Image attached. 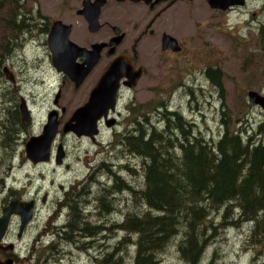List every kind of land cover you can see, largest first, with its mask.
Masks as SVG:
<instances>
[{
	"label": "rangeland",
	"instance_id": "1",
	"mask_svg": "<svg viewBox=\"0 0 264 264\" xmlns=\"http://www.w3.org/2000/svg\"><path fill=\"white\" fill-rule=\"evenodd\" d=\"M82 2L83 0H25L22 1V4L26 8L37 10L47 23L58 19L68 23L77 20L75 12ZM263 4L264 0H249L247 8L235 5V9L231 11L217 13L210 8L205 0L186 2L183 32L186 34V39L193 33L199 38L190 41L192 47H185V56L180 61V66L166 65L165 67L148 68L146 75L138 81L133 92L128 93L129 97L136 98L137 109L133 113V117L139 120L148 111L153 124L158 127V131H161L164 127L163 124H160L159 117L165 110L161 108L159 109L161 111L158 112L154 108L161 102L167 103L169 109L178 107L185 121L195 123L196 131L200 130L207 139H215L222 129L220 125L221 111L224 108L227 113L225 117L230 123L235 122L237 126H240L242 122V126L256 129L264 121V110L249 102L247 92L254 90L264 95V30L261 31V23H264ZM108 11H110V7L105 10L106 13ZM190 18L192 19L189 20ZM39 21L37 20V24ZM79 22L75 23L79 25ZM45 38V35L36 31H33L31 35L27 34L24 39V47H30L26 49L25 53L28 64L32 68H29L26 73V61L21 62L19 68L14 67L15 70L19 69L20 78L25 79L21 85L25 86L24 91H27L28 103L33 109L34 116V123L27 128L26 133L22 136L24 141L41 133L46 109L52 105L55 95L56 85L51 82L53 76L48 59L45 60L41 69L38 68L35 71L33 66L46 58V48L41 43V41H45ZM32 39L34 43L31 42ZM208 68L220 71L222 91L218 90L206 76ZM42 79L45 80L44 84L39 83ZM78 95L71 91V86L68 84V87L65 88V98L62 99L61 104L69 103L70 113L75 108L74 106L82 103ZM146 105L148 110H144ZM67 117L64 116V119ZM117 118L119 121L117 128L120 133L132 120V114L125 112ZM145 133L147 135V132ZM112 135L111 131L107 130L103 138L98 139V144L86 138L79 139L74 136L60 135L58 140L63 141L66 146L67 160L65 163L70 165L69 169L64 164L57 166L54 161L42 164L37 168L34 167L26 160L24 143L23 146L20 145L19 149L17 147V150L23 154L13 162L15 167L10 169L8 185L11 186L13 183L14 188L18 191L24 189L25 197H29L34 192L42 195L45 191H49L51 195L49 200L54 196H58L60 199L65 192L72 191L69 187L74 181L78 183L91 174L89 165L92 162H98L106 156L116 164L120 162L122 165L129 166L136 173L137 179L130 177L127 171H123V167L120 169L119 176L131 182L134 178L135 184L142 183L140 166L142 159L133 155L125 158L123 145H116L114 135L113 138ZM110 138L113 140L111 145H100L104 143L103 140ZM113 146L115 147L112 149ZM102 170L101 168L98 172ZM13 176L17 179L16 182L12 181ZM102 177L103 180H107L104 174H99L97 179ZM60 184L64 186V193H62V189H59ZM96 189V186L91 185V190L95 191ZM53 193L54 196H52ZM5 194V192L0 194V200ZM117 198L123 197L117 196L115 199L117 200ZM109 201L113 203L111 199ZM131 203L132 200L128 204L129 207H132ZM47 205L39 202L38 210L34 214L24 239L19 243L16 242L18 253L23 258L22 264H37L38 259L39 264H99V261H95L94 257L101 259L109 256L125 235L123 232H118L113 224L117 220L123 219L126 210L121 214L115 211L111 215L103 217L100 222L92 220L93 223L100 225L104 223L106 226L105 230L96 238L77 241L76 245L71 246H69V241L60 239L62 245L55 244L54 252L47 253V246L55 241L54 231L56 229L54 226L64 224L67 211L65 203L63 206L52 202V208H48ZM17 227L14 228L17 229ZM59 231H57V239ZM247 231L246 226L223 231L218 241L208 248L205 259L203 257L200 264H209L215 253L216 259L213 258V264H264V246L247 249ZM11 239L13 241L14 238ZM75 239L74 237V241ZM80 245L82 246L80 247ZM128 252V256L130 254L134 256V247H131ZM158 264H185V262L175 245L172 244L160 255Z\"/></svg>",
	"mask_w": 264,
	"mask_h": 264
},
{
	"label": "trees",
	"instance_id": "2",
	"mask_svg": "<svg viewBox=\"0 0 264 264\" xmlns=\"http://www.w3.org/2000/svg\"><path fill=\"white\" fill-rule=\"evenodd\" d=\"M22 1L0 0V65L5 42L18 33L25 38L33 31L46 30L48 25ZM206 76L222 91L218 69L208 68ZM224 112L222 108V129L215 139L196 131L195 123L185 121L180 112L167 110L159 117L161 131L153 124L147 135H126L123 140L132 147L131 153L142 159V183L104 172L107 180L102 177L99 189L87 193L93 205L83 207L73 200L68 204V217L64 224L54 226L55 241L47 246V253L54 252L55 244L62 245L60 239L71 246L76 245L75 235L96 238L106 226L92 220L100 222L124 210L123 219L113 225L125 235L113 254L97 257L99 264H158L172 244L185 264H200L223 231L245 226L247 249L264 246V121L249 129L242 122L240 126L230 123ZM117 196L123 198L116 200ZM131 247L134 256H128Z\"/></svg>",
	"mask_w": 264,
	"mask_h": 264
},
{
	"label": "flooded vegetation",
	"instance_id": "3",
	"mask_svg": "<svg viewBox=\"0 0 264 264\" xmlns=\"http://www.w3.org/2000/svg\"><path fill=\"white\" fill-rule=\"evenodd\" d=\"M191 1L192 0H106L105 4L100 9L98 24L94 28H90L84 14L79 13L82 8L81 5L75 12L77 20L65 23L58 19L69 26L67 36L68 42L63 41L61 38H57L58 41L55 39V42H58L60 47H49L48 45V35L52 30L53 23L57 20L48 23L47 27H45L46 30H36V32L46 36L45 41H41V43H43L42 45L46 48V58L44 61L42 60V62L38 61L33 64L34 69L35 71L38 68L41 69L44 66L45 60L48 59V63L51 67V75L53 76L51 82H54L56 85L52 105L46 109L41 131L50 112H56L59 126L58 132L50 147L49 160L37 163H32L27 157L26 160L36 168L42 164L54 161L57 166L64 164V166L69 169L70 165L65 163V160H67L66 146L63 141L58 140L60 135L65 137L74 136L79 139L86 138L95 143L98 139L101 140L103 138L107 130H110L111 135H114V142H116V145H123V156L125 158L130 155L135 156L131 153L132 147H129L127 141L123 139H125L126 135L135 138L137 132L139 134L145 132L147 128L153 126V122L148 111H146L139 120L133 117V113L137 109L136 98L133 96L129 97L128 93L133 92L138 81L142 80V77L146 75L149 67L159 68L165 67L166 65L171 67L180 66L179 63L185 56V47H192L190 41L199 38V36L193 33L188 35V39H186V34L183 32L186 2L189 3ZM248 1L249 0H242V5L238 6L247 8ZM107 7H110V11L106 13L105 10ZM210 8L217 13L235 9L234 6L226 9H219L220 11L211 6ZM262 10H264V4ZM191 19L192 18L189 20ZM75 22H79V25ZM225 22L226 20L224 23ZM247 23H249V21H247ZM261 24V31H263L264 23ZM24 39V35L18 33L13 40L5 42L6 47H2L3 55L0 69V194L4 192L6 194L0 200V217L3 213V209L11 201L17 200L33 201V218L38 210L39 202H42L43 205L48 204V208L53 207L52 202L62 204L63 206L65 203V209L67 210L65 215L67 219L68 204H70L72 200L81 202L83 207L85 205H93L94 200L91 196L90 199H88L87 193L91 190V185L97 187L95 191L99 189L100 186H97L98 181H102L101 179H97L99 174H104L103 171L106 170L112 175L113 173L118 175L120 174L121 167H123V171H127L131 168L129 166L127 168V165H122L120 162L116 164L112 160H109L107 156L103 157V159H100L98 162H92V164L89 165V171L91 170L89 176L84 177L78 183L77 181L72 183L69 187V189H72L70 193H64V186L60 184L59 189H62V193H64L60 199H58V196H54L53 193L52 196L54 197L49 200L51 196L49 191H45L42 195L34 192L29 197H25L24 189L18 191L14 188L13 183L11 186L8 185V179L11 173L10 169H12L13 166L15 167L13 162L19 156L22 157L23 154L17 150V147L19 149L20 145L23 146L24 143L26 144L27 141L25 140V142L22 136L26 133L27 128L31 127L34 123L33 109L28 103L29 98L27 91H24L25 86L21 85V82L25 79L22 80L20 78L21 73L19 69H14L15 66L19 68L20 63L25 61L27 62L26 73L29 68H32L28 64L25 53L26 49L30 47H24ZM31 42L34 43V40L32 39ZM71 42L72 44H70ZM9 44H11L10 47H8ZM111 67H115L113 74L107 76L105 80L108 81V84H114L112 81L117 75L118 78L120 77L119 85L116 90L113 109H107L106 117L102 116L97 120V134L93 137H88L77 136L72 132L63 133L65 123L71 118L76 109L88 102L93 90ZM136 74H140V76L136 78ZM44 82V79L39 81L40 84H44ZM68 84L71 86V91L74 94H79L78 96L82 100L80 105L74 106L75 108L71 113V106H69V103L61 104L62 99L65 98V88L68 87ZM110 87L111 86H108V88ZM22 104L26 106V113L24 108V111L22 110ZM161 108L169 112H179L178 107L177 109H169V105L162 102L159 103L154 110L159 112ZM144 110H148L147 105ZM125 112L132 114V120L124 127V131L119 133L117 128L119 121L117 117H121ZM25 114H27V119L23 118ZM64 116L68 117L64 119ZM103 141L104 143L100 145L106 144V146H109L113 143L111 138ZM114 147L115 146L111 148L113 149ZM58 149L62 153L60 163L55 159ZM101 168L103 170L98 172ZM127 174L130 177H135V172H127ZM12 181L16 182L17 179L13 176ZM75 185L77 186L75 187ZM92 196H94V194ZM76 209H78V207ZM30 224L20 232V217L16 214L11 215L4 235L0 239V263L8 261H11V264L23 263V258H21L18 253L16 242L18 241L19 243L24 239ZM15 226H18L17 229L14 228ZM11 238H14L13 241ZM75 238V243L81 240L88 241L89 239L81 235H75ZM98 256H100L99 253ZM94 260L97 261V257H94Z\"/></svg>",
	"mask_w": 264,
	"mask_h": 264
},
{
	"label": "water",
	"instance_id": "4",
	"mask_svg": "<svg viewBox=\"0 0 264 264\" xmlns=\"http://www.w3.org/2000/svg\"><path fill=\"white\" fill-rule=\"evenodd\" d=\"M213 8L226 9L231 5H241L242 0H206ZM106 0H83L82 8L79 13L84 14L90 28H94L98 24V17L101 7ZM69 26L57 20L52 25V30L48 35L49 47H60L55 39L61 38L68 42ZM58 41V40H57ZM72 44V42L70 43ZM59 69V68H58ZM115 67L107 70L106 74L99 81L97 87L93 90L88 102L75 110L71 118L65 123L63 133L72 132L77 136L93 137L98 132L97 120L102 116L106 117L107 109L114 106V98L119 85V78L113 79L112 83L108 84L105 78L113 74ZM130 75V74H129ZM140 74H136L138 78ZM133 83V82H132ZM131 83V85H132ZM129 85V83H128ZM108 86H111L108 88ZM108 88V89H107ZM107 89V90H106ZM106 90V91H105ZM105 91V92H104ZM247 98L250 103L258 105L264 110V95L254 90L247 92ZM22 110L26 106L22 104ZM24 111V110H23ZM26 113V109H25ZM27 119V114L24 115ZM108 123V122H107ZM109 124V123H108ZM110 125V124H109ZM59 122L56 112H50L47 116V121L43 126L41 133L38 136L30 137L25 144V155L32 163L46 162L50 158V147L58 132ZM62 153L58 149L55 159L58 163L61 162ZM33 201H11L4 209L0 217V239L4 235L8 222L12 214L20 217V232L31 222L34 210ZM11 264V261L0 263Z\"/></svg>",
	"mask_w": 264,
	"mask_h": 264
}]
</instances>
